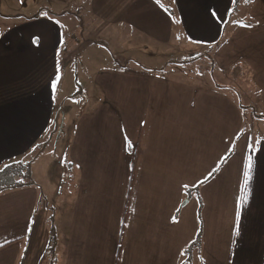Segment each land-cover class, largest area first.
<instances>
[{"label":"rangeland","instance_id":"obj_1","mask_svg":"<svg viewBox=\"0 0 264 264\" xmlns=\"http://www.w3.org/2000/svg\"><path fill=\"white\" fill-rule=\"evenodd\" d=\"M18 1L0 0V49L12 53L10 63L21 78L18 83L22 84L16 85L21 102L16 101V105L11 106L15 124L22 131H30L31 124L20 122L29 121L30 117L43 119L50 115L48 126L41 135H37L32 148L22 155L31 162V176L39 183L36 187L39 192L38 210L33 217L31 231L21 238L19 251L25 258V264H50V259L44 258V249L53 226L58 251L55 264H71L61 245L69 239L72 246L82 250L85 256L83 264H104L111 256L113 245H106L109 255L104 258L96 248L102 242L104 226L107 230L108 213L116 216L120 202L110 200V193L100 192L95 186H89L87 191L80 177H92L93 184L95 178L110 180L104 181L105 187L119 182L123 178V169L118 162L125 163V152H128L127 158L130 153H135L134 143L140 136V166L139 169L135 167V158L133 167L128 166L129 176L133 168V173L139 172L152 157L157 158L150 152L151 147L162 150L160 160L163 159V150H167V161L171 156L178 160L174 153L183 155L180 160L190 159L189 151L178 144H182L183 138L188 137L193 129L198 130L199 120L195 119L196 122L192 113L186 116V112H190L186 108L189 105L166 112L169 117L163 115L161 107L167 98L168 85L172 87L171 99L186 101L189 97L197 110L201 109L204 95L213 92L216 84H232L233 89L220 88L234 93L244 90L234 83L235 76H245L239 75L234 68L230 73L231 66L222 65L217 60V54L221 58L224 53L218 51L224 43L212 44L211 37L215 29L221 37L233 25L239 13L233 10L234 6L245 10L254 0H152L170 16L168 36L166 26L160 36L149 32L144 25L124 20L126 0H97L93 5L97 15L94 13L93 18L89 13L91 0ZM34 1L49 8H38L40 15L29 17L35 11ZM143 3L147 5L145 0ZM223 4L225 11L229 12L226 20L223 19ZM103 12L105 16L101 17ZM194 53L205 54L195 58L192 56ZM58 81L61 83L57 84ZM45 86L50 88L46 91ZM150 91L157 95V99L148 93ZM39 98L49 101L48 104L37 105ZM237 100L241 102L238 97ZM227 101L224 100V106L217 109L224 114L221 130L225 147L240 139L239 135L234 136L238 125L244 132L249 130L250 123L254 124L251 114H248L253 107L237 105V110L243 112L242 115L237 114L233 125L231 98ZM23 113L27 119L21 116ZM56 113H59L58 129L52 132ZM206 114L213 116L209 112ZM152 116H158L153 123L157 136L167 141H155V135L143 138V122L145 124ZM259 119H256L257 123ZM76 160H83L88 166L79 165ZM175 169L180 170L176 166ZM81 193L86 194L82 196ZM11 200H3L0 210H10L11 204H18L21 199ZM191 207L183 205L179 210L181 214L189 213L191 219L179 234L164 231L166 228L162 223L165 216L154 213L153 217L146 218L152 226L158 223V215L160 241L170 243L175 235H179V242L185 246L183 254L173 259L171 264H199L201 248L198 240L188 243L201 227L199 213L197 211L194 216ZM72 217H75L74 224L82 229L75 234L68 232ZM87 219L91 225L88 239L83 227ZM20 220L17 217V228H21ZM21 231L15 235L24 233ZM107 232L114 234L115 228ZM96 233L99 239L94 243ZM142 235L140 233L139 237ZM133 236L129 232L128 239ZM155 237L156 234L154 244L158 245ZM92 248L94 252L87 262ZM126 264L144 263L131 256L127 257ZM149 264L167 263L161 260Z\"/></svg>","mask_w":264,"mask_h":264},{"label":"crops","instance_id":"obj_2","mask_svg":"<svg viewBox=\"0 0 264 264\" xmlns=\"http://www.w3.org/2000/svg\"><path fill=\"white\" fill-rule=\"evenodd\" d=\"M96 1L90 2L89 13L92 18L95 13L93 5ZM20 2L21 0L18 1ZM145 3L147 5H144L143 0H126L123 19L136 25H144L149 32L160 36L166 26L167 36L170 35L169 14L152 0H145ZM32 5L35 11L33 16L29 17L39 16L38 8H49L45 4H38L37 1H34ZM25 6L28 7V4ZM235 9L239 13L235 16L233 25L221 37L215 29L211 43H224L218 50L224 53L221 58L217 54V60L221 61L222 65L231 66L230 73L234 68L239 75L245 76H235L238 85L244 90L230 94L219 88L227 84H216L213 92L204 95L201 109L197 110L189 97L186 101L171 99L172 87L168 85L167 98L161 107L163 115L169 117L166 116V112H174L189 105L186 108L190 112H186V116L192 113V118L199 120L198 130L193 129L185 138L179 136L184 142L177 143L184 150L189 151L190 159L180 160L183 155L174 153V157L178 160L175 161L171 156V159L167 161V150H163V159L160 160L159 155L162 154V150L151 147L150 152L157 158L152 157L149 164L139 172L133 173V168L129 176L128 166L133 167L135 158V167L139 169L140 166L141 147L138 145L140 136L138 142L134 143L135 153H130L127 158L128 152H125L124 158L127 159L125 163L118 162L123 169V178H120L119 182L107 184L105 187L104 181L110 180L95 178L96 181L93 184L92 177H80L83 185L87 186V191L89 186H95L100 192L110 193V200L120 202L117 215L108 213L106 222L107 230L110 231L114 227L115 233L109 234L104 226L102 242H99L100 247L96 248L102 252L104 258L109 255L105 250L106 245H113L111 256L104 261V264H126L127 257L131 256L144 264L161 260L171 264L173 259L183 254L185 246L179 242V235H175L174 241L170 243L160 241L161 229L158 215V223L152 226H149L146 218L153 217L154 213L165 216L166 219L162 223L166 228L164 231L179 234L185 225L191 223L189 213L179 212L183 205L187 208L191 205L192 214L196 216L198 211L200 216L201 227L188 241L193 244L198 240L200 244L199 264H264V138L259 143H257L259 139L249 142L247 139L249 134H243L234 145L229 155L230 160L223 161L222 158L225 153H228L232 142L225 147L223 130H221L224 114L217 110L224 106V100L228 102L227 99L231 98L233 125L237 121V114L242 115L243 112L237 110V105L253 107L248 114H251L254 125L257 124V118L264 117V0H254L245 10L237 6L233 7V10ZM222 13L223 19L226 20L229 12L225 11V4H223ZM100 16L104 17L105 13L103 12ZM249 21L253 22L252 25L245 24ZM185 31L192 34L189 29ZM194 55L197 53L192 54ZM10 56L12 53L8 50L0 49V164L1 162L13 163L18 156L31 149L37 135H41L50 119V115H46L43 119L29 116V121L20 122L25 125L31 124L30 131L28 129L22 131L15 124V114L13 116L14 111L11 106H15L16 101L21 102L22 99L16 93V85L22 84L18 83L21 78L15 66L10 63ZM60 83L61 81L57 82V84ZM49 88L50 86L44 87L46 91ZM148 93L157 99L155 93L151 91ZM237 97L241 102L237 100ZM48 102L44 98H39L36 104H48ZM207 112L213 116H207ZM21 116L26 118L25 113ZM157 118L158 116H152L145 124L143 122L141 127L143 138L156 136L155 141H167L166 138L157 136L158 131L153 124ZM163 120L166 119L163 118ZM262 126L264 128V125ZM144 127L147 128L144 129ZM57 129L54 126L52 132H56ZM240 132L241 125H238L237 129H234V136H240ZM194 140L197 142L192 143ZM126 146L128 147V144ZM127 147L126 151H128ZM76 161L79 165L88 166V163L83 160ZM175 166L180 170L177 171ZM33 180L32 185L14 189L13 192L0 193V197H3L0 198V204L3 200L21 199L18 204H11L10 210H0V264H25V258L23 254H20L18 245L23 235L27 236L31 231L32 212L38 204L39 189L36 187L39 183ZM6 194L8 196H5ZM81 194L83 196L86 193ZM174 216H176L175 219H173ZM17 217L21 219V228H17ZM74 219L75 217H72L68 229L71 234L82 230L79 225L74 224ZM83 227L86 228L84 230L87 232L86 238H90L88 233L91 225L88 219ZM20 231L24 233L16 236L15 234ZM129 232L134 235L131 237L134 240L128 239ZM140 233L143 235L139 237ZM155 234L158 245L154 244ZM98 239L99 236L96 233L94 243H97ZM46 241L48 242L47 238ZM61 245L64 246L65 256L71 264L84 263L85 256L82 250L78 246H72L70 239ZM93 252L94 248L87 262L91 260ZM48 254L45 260L50 259V264H55L58 255L57 240L54 255Z\"/></svg>","mask_w":264,"mask_h":264},{"label":"trees","instance_id":"obj_3","mask_svg":"<svg viewBox=\"0 0 264 264\" xmlns=\"http://www.w3.org/2000/svg\"><path fill=\"white\" fill-rule=\"evenodd\" d=\"M252 21L249 22H245V24H250L252 25ZM201 54H205V53H197V55H194L193 57L198 58ZM213 66V65H212ZM237 84V80L235 77V83ZM239 86V85H238ZM216 87V86H215ZM223 87H226L227 89H233L234 86H232V84H227ZM220 88V86H219ZM225 92L228 93H234V92H230L229 90H224ZM238 91V90H237ZM260 120V121H259ZM258 120V123L261 125H259L258 123L256 125L250 123V127L248 131H244L240 133V137L243 134H249L248 136V140L249 142H251V140L253 141H257V143H259V141L264 138V128L262 125H264V117L260 118ZM262 123V124H261ZM237 142V141H236ZM236 142H234L229 150L228 153H225L222 160L225 161L229 155L232 152V149L234 147V145L236 144ZM255 143V144H257ZM23 155V154H22ZM18 156L15 161L12 163L7 164V162H1L0 164V193L4 192V191H9V190H14L23 186H29L32 185L34 183V180L31 176V170H30V164L31 162L28 161L27 159H25L24 157ZM38 210V206L36 205V207L34 208L33 212H32V219L33 217H35L36 215V211ZM55 236V228L53 226H51L50 230H49V236H48V244L46 246L45 249V253H49V256H53L54 255V246L56 243V238L54 239ZM46 259V257H44Z\"/></svg>","mask_w":264,"mask_h":264},{"label":"water","instance_id":"obj_4","mask_svg":"<svg viewBox=\"0 0 264 264\" xmlns=\"http://www.w3.org/2000/svg\"><path fill=\"white\" fill-rule=\"evenodd\" d=\"M57 114L58 113H56V117H55V127H57Z\"/></svg>","mask_w":264,"mask_h":264},{"label":"snow or ice","instance_id":"obj_5","mask_svg":"<svg viewBox=\"0 0 264 264\" xmlns=\"http://www.w3.org/2000/svg\"><path fill=\"white\" fill-rule=\"evenodd\" d=\"M0 170H2V169H0Z\"/></svg>","mask_w":264,"mask_h":264}]
</instances>
